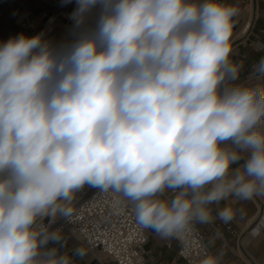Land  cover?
Masks as SVG:
<instances>
[{
    "label": "clouds",
    "instance_id": "1",
    "mask_svg": "<svg viewBox=\"0 0 264 264\" xmlns=\"http://www.w3.org/2000/svg\"><path fill=\"white\" fill-rule=\"evenodd\" d=\"M240 11L222 0H75L68 38L0 41V264H74L48 245L62 246L51 226L74 222L85 186L121 194L161 240L234 221L229 202L264 199V56L251 66L257 82H238ZM262 233L264 220L250 236Z\"/></svg>",
    "mask_w": 264,
    "mask_h": 264
},
{
    "label": "crops",
    "instance_id": "2",
    "mask_svg": "<svg viewBox=\"0 0 264 264\" xmlns=\"http://www.w3.org/2000/svg\"><path fill=\"white\" fill-rule=\"evenodd\" d=\"M223 3L238 6L241 10L233 30V53L231 55V59L234 62L242 65L240 81L238 82L247 84L256 83L255 77L251 76L250 72L251 66L261 56H264V50H257L255 47L258 41L264 42V0H225ZM56 11L54 6L42 0H0V41L7 40L9 37L21 32L27 35L44 32L47 38L54 41L68 38L69 30L71 29L70 20L66 17L65 12L60 13L54 18ZM252 11L254 13L252 22L251 24L249 23L250 26L248 24L243 30L242 28L247 20L251 21ZM246 30V34L241 37ZM240 32L242 35H240ZM260 200L264 202V199ZM229 203L237 209V216L230 224L235 233H243L258 213L259 205L256 199L246 202ZM222 206H224L223 203L219 206H212L214 216L216 208ZM260 215L261 213L258 217ZM212 223L197 224V226L204 232L210 248L214 249L219 246L221 239L219 237H213L214 230ZM219 230L224 232L230 246V249L227 248L224 250L225 255L223 257L229 264H254L248 259L245 253L256 264H264V233L260 237L253 239L250 233L244 234L243 236L239 235L240 237L236 234H230L223 225L219 226ZM148 232L149 241L146 246L152 250L153 254V259L148 261L149 264H185L177 256V249L179 247L177 240L172 239L170 247H165L163 240L159 239L150 230ZM64 235L65 241L62 246L49 244L48 247H59L61 253H68L73 257L74 264H93L92 258L94 257L89 252L84 257L74 256L73 250L80 245L74 237ZM240 244L244 251L240 248ZM236 248L239 251L241 250L243 255L238 254ZM103 258L105 259V257Z\"/></svg>",
    "mask_w": 264,
    "mask_h": 264
},
{
    "label": "built area",
    "instance_id": "3",
    "mask_svg": "<svg viewBox=\"0 0 264 264\" xmlns=\"http://www.w3.org/2000/svg\"><path fill=\"white\" fill-rule=\"evenodd\" d=\"M42 1L56 8L54 18L65 12L69 19V14L75 8V0L67 6H62V0ZM70 26H72L71 21ZM72 206L75 208L74 222L59 218L51 226L52 230L61 229L64 234L74 237L80 246L83 244L90 249L89 253L100 264H149L148 261L153 259L152 250L146 246L149 232L141 229L136 223L134 205L121 194L101 193L95 188L85 186L77 193V199ZM262 210L264 208L261 209L259 206L258 213L246 228V234L264 220ZM220 225H223L230 234L242 235L241 232L235 233L230 223H223L217 218L212 223L213 237H219L221 242L212 249L204 232L197 224H193L186 234L174 238L179 242L177 256L185 264H201L207 255L230 249L224 232L219 230ZM171 241L172 239L163 240L164 246L170 247ZM236 250L238 254L243 255L241 250L239 251L238 248ZM222 264L229 263L223 259Z\"/></svg>",
    "mask_w": 264,
    "mask_h": 264
},
{
    "label": "water",
    "instance_id": "4",
    "mask_svg": "<svg viewBox=\"0 0 264 264\" xmlns=\"http://www.w3.org/2000/svg\"><path fill=\"white\" fill-rule=\"evenodd\" d=\"M253 1H255V0H253ZM253 16H254V13H253ZM256 201H257V203L259 204V206H260L261 209L264 208V202H262L260 199H256ZM246 232H247V230L243 231L242 236H243L244 234H246ZM240 247H241V249L244 251V249H243V247H242L241 244H240ZM245 254H246V256L248 257V259H249L252 263L256 264V263L251 259V257H250L247 253H245Z\"/></svg>",
    "mask_w": 264,
    "mask_h": 264
},
{
    "label": "bare ground",
    "instance_id": "5",
    "mask_svg": "<svg viewBox=\"0 0 264 264\" xmlns=\"http://www.w3.org/2000/svg\"><path fill=\"white\" fill-rule=\"evenodd\" d=\"M252 19H253V11H252V16H251V21L249 20H247V22L245 23V25L243 26V30L248 26V24L250 23L251 24V22H252ZM250 24H249V26H250ZM249 28V27H248ZM246 32H247V30L245 31V33L241 36V37H243L245 34H246ZM259 205V204H258Z\"/></svg>",
    "mask_w": 264,
    "mask_h": 264
},
{
    "label": "rangeland",
    "instance_id": "6",
    "mask_svg": "<svg viewBox=\"0 0 264 264\" xmlns=\"http://www.w3.org/2000/svg\"><path fill=\"white\" fill-rule=\"evenodd\" d=\"M240 35H242L241 32H240ZM50 245H51V243H50ZM92 263L93 264H99L98 260L97 259H94V258H92Z\"/></svg>",
    "mask_w": 264,
    "mask_h": 264
}]
</instances>
